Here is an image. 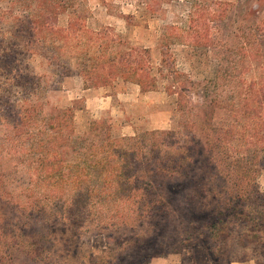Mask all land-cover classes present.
<instances>
[{"label":"rangeland","instance_id":"rangeland-1","mask_svg":"<svg viewBox=\"0 0 264 264\" xmlns=\"http://www.w3.org/2000/svg\"><path fill=\"white\" fill-rule=\"evenodd\" d=\"M153 1L0 0V264H264V0L222 4L225 18L207 22L217 26L209 47L194 45L188 30L210 18L205 1L216 4ZM245 39L259 52L239 56ZM133 45L148 48L156 67L168 49L178 79L207 85L208 99L218 98L210 125L196 107L202 87L182 112L156 68L157 91L122 82V53ZM91 120L106 129L89 128ZM58 121L66 173L93 159L92 141L137 143L145 131L173 130L177 145L142 166L158 195L144 197L157 202L152 214L135 197H86V184L101 181L94 176L81 177L77 197L38 189L28 197L41 155L30 144ZM179 155L187 164L177 173Z\"/></svg>","mask_w":264,"mask_h":264},{"label":"trees","instance_id":"trees-1","mask_svg":"<svg viewBox=\"0 0 264 264\" xmlns=\"http://www.w3.org/2000/svg\"><path fill=\"white\" fill-rule=\"evenodd\" d=\"M217 7H210L209 3L206 6L208 14H210V18L205 19L204 24L200 25H190L189 26V38H192L195 42L194 45H202V46H212L215 42L216 38L212 37L211 30L217 29V26L211 27L207 22H220L225 18V14L227 12L228 7H232L233 1L231 0H210ZM154 4L153 0H150ZM222 4H226L228 7L225 9L222 8ZM219 5V6H218ZM207 14V13H206ZM263 33H264V23H260ZM213 28V29H212ZM238 31L244 32L242 26L237 27ZM264 40V39H262ZM262 44V41H261ZM260 43L252 42L250 39H245L243 41H239V45L237 48H240V52L237 53L239 56L247 52H259ZM168 49L161 51V59L159 62V67L154 65V62L151 58V53L148 48L142 46H130L127 48L125 52L122 53V82L124 83H134L140 87V91L143 93L149 91H157L158 87V77L154 72V68L159 72L160 78H164L168 81L167 85L164 86V90L168 94H173L176 96L175 98V106L177 110L182 112H187L190 110V106H194L195 104L190 102V94L195 91H199L202 86L200 83L194 82L188 77L186 78L183 74H181L186 79L180 80L178 76L180 72L176 69L174 59L171 54H168ZM257 52V53H258ZM169 60L170 63L167 61ZM111 72V71H110ZM108 74H110L108 72ZM110 76V75H108ZM112 78V77H111ZM220 77H217L219 80ZM248 81V80H247ZM213 85L216 83L215 79H211L208 81ZM206 82V83H208ZM251 82V81H250ZM254 82V81H253ZM252 82V83H253ZM255 83V82H254ZM205 84V83H204ZM209 85V84H208ZM216 85V84H215ZM203 90V98L205 101L196 105L200 110H202L205 118H202L204 122L207 124H211L212 116L215 112L216 101L218 98L208 99V89L207 85L202 87ZM189 99V100H188ZM259 103V102H258ZM102 120H91L90 124H96L100 126L101 131L106 129L105 125H103ZM192 122V121H191ZM53 132L51 135L46 133V129L42 131L41 127L39 130V134L37 137L32 140L30 146L32 149L36 148L39 150L41 155L40 157H33L35 159L32 162L33 166L30 167L29 173L36 174V180L30 181L28 184V197H36L35 190H40L41 197H77L78 193L81 190L83 193V182L81 179L82 176L89 177H99L100 182H95L92 185L87 186L86 197H92V194H95L94 197H100L97 195H103L109 197H131L136 198L138 200V204L140 205L139 211L144 212L146 208L149 209V212L152 214V211L156 209L157 202H151V200L144 199V197H150V194L156 195V191H154V185L152 181H145L146 174L145 170H143L142 166L147 165V163L152 162L155 164L156 160H158L159 156H161V152L165 148H172L176 146V139L172 138V135H175L173 130L169 131H145L144 134L150 135L147 139L141 138L137 143H132V138H126L125 136L117 137L114 140V145L112 141H104L102 139V143L95 144L94 141L90 143V148L92 150V160L87 161L84 165L80 166L76 165L72 167L68 173L64 170V154L63 150L57 145L58 142H55L54 139L61 138L64 135L62 130V122L58 121L54 123ZM212 126V125H211ZM232 126V125H229ZM236 126V125H235ZM88 128V129H89ZM190 135V134H189ZM193 137V134L191 135ZM224 140L225 135L222 136ZM213 139V140H211ZM215 137L210 133H207L206 145L202 147V150H208L211 154L206 159H211L213 154V148L216 145H211L209 142H213ZM220 139V140H221ZM125 141H129L128 144H124ZM55 142V143H54ZM122 148V152L119 149V152L116 148ZM107 148V149H106ZM31 149V150H32ZM156 152V153H154ZM89 154V153H87ZM151 156V157H150ZM33 160V159H31ZM186 157L179 155L177 158L176 168H182L179 172H184L183 166L186 165ZM134 164V167H133ZM174 164V166L176 165ZM74 166V163H73ZM155 173L171 174L176 171H169L167 169H161L156 166ZM160 169V170H159ZM182 184L177 185L178 189L181 191L185 190L187 183L181 182ZM162 186V184H160ZM171 188V187H170ZM181 191V192H182ZM158 197V195H156ZM134 200V203L137 202ZM161 207H164V204L161 202ZM125 220H123L124 222ZM264 226V224L262 223ZM144 255H141L142 258ZM139 258V257H138ZM133 259L129 260L127 264H132Z\"/></svg>","mask_w":264,"mask_h":264},{"label":"crops","instance_id":"crops-1","mask_svg":"<svg viewBox=\"0 0 264 264\" xmlns=\"http://www.w3.org/2000/svg\"><path fill=\"white\" fill-rule=\"evenodd\" d=\"M134 84V83H133ZM135 85H137V84H135ZM138 86V85H137ZM139 87V86H138ZM140 88V87H139Z\"/></svg>","mask_w":264,"mask_h":264}]
</instances>
